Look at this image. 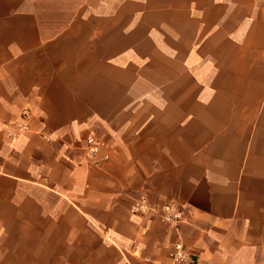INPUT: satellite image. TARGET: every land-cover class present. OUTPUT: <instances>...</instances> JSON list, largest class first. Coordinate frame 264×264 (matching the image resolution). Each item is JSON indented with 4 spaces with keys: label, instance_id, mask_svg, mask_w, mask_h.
<instances>
[{
    "label": "crops",
    "instance_id": "0c3cea01",
    "mask_svg": "<svg viewBox=\"0 0 264 264\" xmlns=\"http://www.w3.org/2000/svg\"><path fill=\"white\" fill-rule=\"evenodd\" d=\"M214 2L215 79L155 118L146 155L111 143L91 165L41 110L11 134L23 68L0 63V264H171L177 241L186 264H264V0ZM141 191L185 219L131 212Z\"/></svg>",
    "mask_w": 264,
    "mask_h": 264
},
{
    "label": "rangeland",
    "instance_id": "374dc122",
    "mask_svg": "<svg viewBox=\"0 0 264 264\" xmlns=\"http://www.w3.org/2000/svg\"><path fill=\"white\" fill-rule=\"evenodd\" d=\"M214 1L0 0V63L23 68L20 103L2 126L41 110L76 155L89 132L103 151L115 143L146 155L135 146L155 143V118L198 106L202 81L215 79L205 66L215 60Z\"/></svg>",
    "mask_w": 264,
    "mask_h": 264
},
{
    "label": "built area",
    "instance_id": "2783aa9c",
    "mask_svg": "<svg viewBox=\"0 0 264 264\" xmlns=\"http://www.w3.org/2000/svg\"><path fill=\"white\" fill-rule=\"evenodd\" d=\"M29 113L28 110L23 111V123L16 128V130H21L27 127L30 117ZM16 130L13 129L10 133L14 134L18 131ZM82 151L83 159L91 165L100 166L109 158L108 153L103 151L100 141L93 132H89L86 135L82 145ZM130 211L137 214H157L163 222L174 225H177L185 219L184 210L175 205V203L170 201L155 203L145 195H140L132 202ZM168 256L171 264H186L189 259V255L181 241L175 243L173 248L169 251Z\"/></svg>",
    "mask_w": 264,
    "mask_h": 264
}]
</instances>
